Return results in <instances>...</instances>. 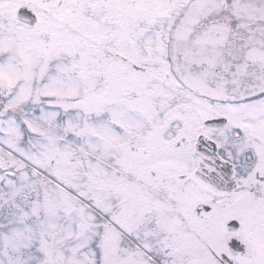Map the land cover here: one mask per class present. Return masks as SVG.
<instances>
[{
  "label": "snow or ice",
  "instance_id": "1",
  "mask_svg": "<svg viewBox=\"0 0 264 264\" xmlns=\"http://www.w3.org/2000/svg\"><path fill=\"white\" fill-rule=\"evenodd\" d=\"M0 264H264V0H0Z\"/></svg>",
  "mask_w": 264,
  "mask_h": 264
}]
</instances>
